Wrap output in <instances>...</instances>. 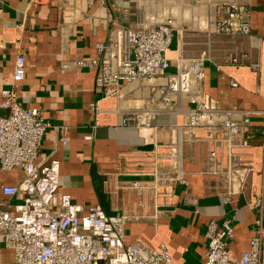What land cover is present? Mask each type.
<instances>
[{"label": "crops", "instance_id": "1", "mask_svg": "<svg viewBox=\"0 0 264 264\" xmlns=\"http://www.w3.org/2000/svg\"><path fill=\"white\" fill-rule=\"evenodd\" d=\"M217 1L107 0L102 5L90 0L78 2L74 10L62 7L60 0H0V103L2 91L14 87L17 100L39 108L52 125L44 134L40 159L55 151L61 162L60 194L85 206L100 205L112 219L126 217V243L164 246L172 264L204 262L212 220L232 221L230 249L235 255L249 248L259 215L253 203L264 183V117L252 116L245 130L252 145L235 148L233 155L222 136L191 134L184 124L189 104L143 128L124 125L125 110L155 98L156 88L135 82L121 87V98L104 97L95 84L98 68L78 62L96 57L97 43L108 38L114 25L136 28L139 17H170L184 29L181 41L176 38L167 53L170 61L178 53L206 58L203 89L216 105L264 110V0H239L249 10L244 18L251 23L250 36L215 33L214 21L222 16L213 9ZM20 54L26 59V76L13 85ZM244 54L249 55L244 64L231 63ZM252 62L259 68H252ZM233 80L238 86L231 85ZM0 114L6 111L0 108ZM55 126L68 130L55 131ZM180 132L187 184L175 177L170 147ZM155 154L169 173L157 187L151 174ZM22 179L21 170L0 168V202L8 200L2 187ZM134 181L140 186H131ZM22 198L11 199L10 208ZM13 261L14 251L1 248L0 264Z\"/></svg>", "mask_w": 264, "mask_h": 264}, {"label": "built area", "instance_id": "2", "mask_svg": "<svg viewBox=\"0 0 264 264\" xmlns=\"http://www.w3.org/2000/svg\"><path fill=\"white\" fill-rule=\"evenodd\" d=\"M83 1L90 0H60L62 7L74 10ZM99 1L102 5L107 2ZM213 5L214 11L222 15L214 21L215 33L251 35V23L244 18L249 10L239 0H219ZM137 24L136 28L112 26L108 38L97 43L96 57L78 62L98 68L95 84L104 97L121 98V87L135 82L156 88L155 98L150 97L143 106L125 110L123 124L143 128L159 115L189 104L191 108L184 124L192 135L204 131L222 136L231 155L235 148L250 147L252 143L245 137V130L251 125L253 115L264 117V110L216 105L203 89L206 58L178 53L174 62L169 60L168 51L176 38L181 41L184 32L173 18L148 21L139 17ZM248 59L249 55L244 54L230 61L244 64ZM250 65L259 68L258 63ZM26 69L25 56L20 54L15 60L13 85L24 80ZM231 85L236 87L238 83L233 80ZM0 108L6 111L0 114V168L19 169L23 173L18 185L2 187L8 200L0 202V249L14 251L12 264H172L171 254L164 246L152 248L140 240L126 243V217L112 219L100 205L75 203L70 194L58 192L60 160L55 157V151L40 159L44 134L52 125L39 108L24 107L17 100L14 87L2 91ZM53 128L68 130L60 126ZM262 135L264 145V132ZM67 140L61 139L63 143ZM184 144L180 132L170 147L175 177L187 184L183 170ZM216 155V150L210 152L212 158ZM158 156L154 155L151 173L154 187L169 178ZM233 166L235 163L230 171ZM130 185L140 186L135 181ZM19 194L23 195L22 200L10 208L11 199ZM231 194L229 190L226 200ZM253 204L259 215L249 248L235 255L230 249L235 236L232 221L225 219L219 224L212 220L206 230L208 245L202 264H264V183Z\"/></svg>", "mask_w": 264, "mask_h": 264}]
</instances>
